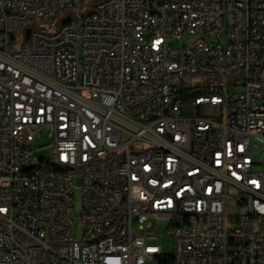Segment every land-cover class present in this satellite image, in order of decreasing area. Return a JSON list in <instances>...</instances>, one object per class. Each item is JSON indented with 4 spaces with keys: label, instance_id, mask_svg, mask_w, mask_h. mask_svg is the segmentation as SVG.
Masks as SVG:
<instances>
[{
    "label": "built area",
    "instance_id": "2783aa9c",
    "mask_svg": "<svg viewBox=\"0 0 264 264\" xmlns=\"http://www.w3.org/2000/svg\"><path fill=\"white\" fill-rule=\"evenodd\" d=\"M89 1L0 0V264H264V0Z\"/></svg>",
    "mask_w": 264,
    "mask_h": 264
},
{
    "label": "rangeland",
    "instance_id": "374dc122",
    "mask_svg": "<svg viewBox=\"0 0 264 264\" xmlns=\"http://www.w3.org/2000/svg\"><path fill=\"white\" fill-rule=\"evenodd\" d=\"M97 2V0H91L81 6V8H75V12L81 11L82 14H86L85 12L91 8V6ZM81 17H64V24L68 23L70 20L80 19ZM35 30H49L50 25L43 21H33L26 25L24 28L23 33L20 35L22 39L30 30L31 28ZM54 29V28H53ZM198 37L192 35H185L180 40H171L169 45L174 50H179L180 48L186 46L187 44L195 41ZM224 41V40H223ZM225 43V41L223 42ZM194 83L196 86H199L202 89V81L200 77L193 78ZM40 137L37 138L33 145L34 155L38 158H48L52 154L53 146L51 143V139L49 137L48 132L45 129H42L40 132ZM255 157L260 158L261 154H255ZM81 180L77 179L76 186L79 188L81 187ZM81 201L82 195L81 191L77 190L75 193V214L77 217L81 215ZM77 227H79V223L76 222ZM158 234L163 235V250L165 253H172L174 251V244L173 239L168 236V231L165 227H160L158 229Z\"/></svg>",
    "mask_w": 264,
    "mask_h": 264
},
{
    "label": "bare ground",
    "instance_id": "6f19581e",
    "mask_svg": "<svg viewBox=\"0 0 264 264\" xmlns=\"http://www.w3.org/2000/svg\"><path fill=\"white\" fill-rule=\"evenodd\" d=\"M64 25H84V17L70 20ZM26 173H30V179L39 180L40 171H38V163H26ZM166 261H175V254H166Z\"/></svg>",
    "mask_w": 264,
    "mask_h": 264
},
{
    "label": "trees",
    "instance_id": "16d2710c",
    "mask_svg": "<svg viewBox=\"0 0 264 264\" xmlns=\"http://www.w3.org/2000/svg\"><path fill=\"white\" fill-rule=\"evenodd\" d=\"M98 1H101V0H97V2H98ZM195 95H196V94H191L190 96H195Z\"/></svg>",
    "mask_w": 264,
    "mask_h": 264
},
{
    "label": "water",
    "instance_id": "95a60500",
    "mask_svg": "<svg viewBox=\"0 0 264 264\" xmlns=\"http://www.w3.org/2000/svg\"><path fill=\"white\" fill-rule=\"evenodd\" d=\"M22 31H20V33H21Z\"/></svg>",
    "mask_w": 264,
    "mask_h": 264
}]
</instances>
